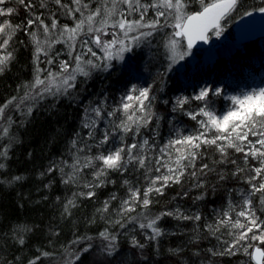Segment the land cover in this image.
<instances>
[{
    "label": "snow or ice",
    "instance_id": "snow-or-ice-1",
    "mask_svg": "<svg viewBox=\"0 0 264 264\" xmlns=\"http://www.w3.org/2000/svg\"><path fill=\"white\" fill-rule=\"evenodd\" d=\"M93 3L94 0H0V17L19 15L21 8L25 12V17L19 23L13 24L10 19L0 20V75L16 58L13 45L24 43L23 40H15L18 32L30 37L34 65L32 81L22 86L24 94L12 96L0 104V141L7 138L6 142L0 143V170L6 168L9 152L18 142L11 133L13 125L17 123L13 119L14 113L30 116L38 101L48 95H67L69 90L76 88L78 76L86 80L94 70L111 68L113 61H123L126 53L143 43L151 44L150 38L170 28L172 31L165 33L163 43L167 52V67L160 73L163 84L165 74L190 57L197 43L207 44L213 37L219 38L224 32L225 23L234 14L242 17L251 16L254 12L264 14V0L253 5L251 10L245 8L248 0H96L95 6ZM49 4L55 10L49 8ZM44 10L48 11L47 16ZM61 10L71 24L60 22L57 13ZM150 10L151 17L148 15ZM57 44L67 45L70 59L57 61L61 54L60 51L53 52ZM94 48L103 55H98ZM57 62L58 71H53L52 67H40L42 63L52 66ZM220 97L230 102L222 113L215 109L214 98ZM120 100V104L111 110H108L106 100L90 109L94 118L83 124L84 128L89 129L86 138H80L79 143L77 139L72 141V147L84 155H78L71 165L65 162L70 171L65 172L64 167L51 163L46 172L40 173L44 176L59 172L61 183L77 189L61 205L62 217L70 216L81 198L89 201L98 199V189L108 184L114 185L116 181L111 179L110 173L123 175L130 170L143 169L147 181L143 191L124 179L123 184L128 186L127 198H120L113 192L101 202L96 212L112 227L118 226L128 231L138 228L148 242L158 241L165 234L159 226L164 217L192 221L199 227L202 216L199 211L183 210L179 205L152 213L154 196L164 195V189L171 185H183L186 177L191 187L197 189L205 188L204 178L210 173L216 175L218 182L240 179L246 186L240 190L242 203H229L228 211L212 223L204 224L209 234L216 235L224 229L230 239L222 240L220 248H209L207 252L213 257L235 256L242 252L255 264H264V248L252 243L259 241V244H264V219H261L264 216V87L226 96L223 88L206 85L192 96L175 97L171 111L182 112L198 127L190 134L170 139L164 147L159 148L158 156L151 155L156 150L151 137L158 135V131L149 126L154 117L157 122L160 119L153 111L155 96L151 86L133 85ZM193 101L199 102L194 110L185 107ZM163 103L169 104V101L164 100ZM117 113H123L118 123L114 119ZM105 119L110 123L101 127ZM142 129H147L150 135H142ZM129 134L130 141L126 139ZM77 137H80L79 133ZM117 139L120 141L118 145L104 147ZM88 141L93 143L89 144ZM93 146L103 150L89 154ZM212 154H215V159ZM206 157L211 164L204 162ZM198 160L201 161L199 165ZM153 172L157 174L151 175ZM89 174L91 179L87 178ZM5 179L11 184L21 181L23 177ZM50 186L51 182L45 185ZM177 195L187 197L189 193L185 190ZM195 199H203V194ZM113 201H118V208L110 212ZM138 209L141 211L138 212ZM134 212L137 214L132 215ZM233 212L235 218L231 214ZM90 222L94 223L95 218ZM31 231V226L18 225L13 229L14 242L25 245L24 237ZM99 237L106 242L100 251L109 257L114 256L119 234L105 227L99 232ZM85 241L88 243L84 244ZM91 241L92 237L77 236L71 243L77 245L79 250L69 252L65 249L70 257L74 254V258L66 260L64 264H74L75 260H79L83 253L93 247ZM131 245L140 251L143 264H153L152 258L144 251L147 247L144 242L133 236ZM169 251L175 255L182 249ZM195 254L199 255L198 252ZM52 255L51 252L42 251L34 259H29L27 264H37L41 256Z\"/></svg>",
    "mask_w": 264,
    "mask_h": 264
},
{
    "label": "trees",
    "instance_id": "trees-1",
    "mask_svg": "<svg viewBox=\"0 0 264 264\" xmlns=\"http://www.w3.org/2000/svg\"><path fill=\"white\" fill-rule=\"evenodd\" d=\"M95 3L96 0L93 6ZM259 3L260 0H248L245 8L251 10L253 5ZM49 8L55 10L51 4ZM44 11L47 16L48 11ZM57 15L62 24L72 23L63 15L62 10ZM241 16L234 14L232 18L236 20ZM24 17L25 12L21 8L19 15L3 18L10 19L15 24ZM171 31L169 28L158 32L150 38L151 44L145 43L135 47L123 61H113V66L107 70H94L86 80L78 76L76 88L69 90L67 95H48L45 99L38 101L30 116H21L18 112L13 114V119L17 123L13 125L11 133L15 135L18 142L13 144L9 152L6 168L0 170V181H4L0 182V264H27L29 259H34L42 251L51 252L53 255L41 256L37 264H64L66 260L74 258V254L70 257L65 249L69 252L72 249L79 250L77 245L71 243L77 236L92 237L93 247L83 253L79 260H75L74 264H143L140 251L131 245L133 236L147 245L144 251L152 258L153 264H202V262L203 264H210V262L211 264H255L242 252L235 256L223 257H213L207 252L209 248H220L221 241L230 237L224 229L221 233L211 235L204 224L212 223L219 215L228 211L229 203H242L240 190L246 187L243 180L230 179L227 182H218L216 175L210 173L204 178L206 185L203 189L191 187L187 177L183 185H171L164 189V195L154 196L152 213L179 205L183 210L199 211L202 220L198 222L199 227H197L192 221H177L172 217H164L159 222V226L164 229L165 234L158 241L148 242L138 228L128 231L118 226L112 227L106 224L105 220L100 219L96 212L101 202L108 199L113 192L120 198H127L128 186L123 184L124 179H128L143 191V188L147 186L143 169L130 170L123 175L110 173L111 179H114L116 183L98 189V199L78 200L77 207L73 208L72 214L67 217H62L61 205L71 198L72 192L77 189L75 186L61 183L59 172L40 175L46 172L51 163L64 167L65 172L70 171L65 162L71 165L78 155L81 157L84 155L72 147V141L77 139L79 143L80 138H86L89 129L84 128L83 124L86 120L94 118L90 109L100 101L106 100L107 108L111 110L120 104V98L133 85L151 86L152 94L155 96L153 111L160 119L157 122L154 117L149 127L156 128L158 131V135L151 137L156 145V150L151 155L158 156L159 148L164 147L170 139H175L181 134H190L198 127L195 121L182 112L171 111L176 93L184 92L187 96H192L200 84L239 91L245 85L264 82V51L251 44L246 50L237 52L230 59L218 58L205 61L203 58H187L166 73L164 83L161 84L160 73L167 67V52L163 43L166 40L165 33ZM15 40H23L24 43L13 45L16 49L14 53L16 58L5 73L0 75V104L12 96H22L25 91L22 86L31 82L34 77L33 46L30 37L23 32H18ZM253 41L251 42L255 43ZM55 51L61 53L57 61L70 59L67 55V45L57 44L53 49V52ZM40 67H52L53 71H58V62L52 66L42 63ZM164 100H168L169 104H164ZM214 101L218 113H222L230 104L223 97L214 98ZM198 103L193 101L185 107L194 110ZM21 108L23 109L24 106L22 105ZM122 118L123 113H117L114 119L118 123ZM109 123L110 121L105 119L101 122V127ZM77 133L80 134L79 138ZM146 134L150 135L147 129H142V135ZM130 137L131 134L126 139L130 141ZM6 141L7 138L0 143ZM88 143L93 142L88 141ZM119 143L117 139L110 141V145L104 147ZM102 150L93 146L89 154L94 155ZM212 158H216L215 154H212ZM204 162L211 164L207 157ZM199 163L201 161L198 160L197 164ZM85 172L88 173L89 170L86 169ZM156 174L151 173V175ZM14 176H22L23 179L8 184L5 178ZM87 178L91 179L90 174ZM50 182L51 186L45 187ZM185 190L189 193L187 197L177 195ZM202 194L203 199H195ZM116 208H118V201H113L109 211L114 212ZM136 214L132 213V215ZM231 214L235 218V212ZM93 218H95L94 223L90 222ZM261 219H264V216H261ZM18 225H28L33 228V231L25 235L23 246L16 244L13 239V229ZM105 227L119 234L117 252L111 257L100 251L106 242L99 237V232ZM87 243L88 241L84 242V244ZM170 249H182V251L174 255L169 251ZM197 252L199 255L195 254Z\"/></svg>",
    "mask_w": 264,
    "mask_h": 264
},
{
    "label": "rangeland",
    "instance_id": "rangeland-1",
    "mask_svg": "<svg viewBox=\"0 0 264 264\" xmlns=\"http://www.w3.org/2000/svg\"><path fill=\"white\" fill-rule=\"evenodd\" d=\"M148 15L149 17L152 16L151 10L149 11ZM5 19L3 17L0 18V20H5ZM234 22H235V19L229 18L228 21L224 25V32L219 38L213 37L210 43L205 47L193 48L192 55L187 58L188 59L203 58V60L205 61H213L218 58L230 59L237 52H242L246 50L251 44L257 46L258 49L264 51V36L253 39L255 43H252L251 42L252 40L240 41L235 36L234 26H233ZM105 39H107V37ZM94 50L98 52V55H103V53H101L98 49L94 48ZM129 53H126L125 56H127ZM206 85L208 84H203V85L200 84L197 87L196 92H198L200 88ZM213 87H221V86H213ZM260 87H264V82H258L255 84L245 85L242 89H239V91H234L230 89L229 90L224 89V91H225L226 96L227 95H240L242 92L251 90L253 88H260ZM196 92H194L193 95ZM182 95L187 96V94H185L184 92H178L175 94V97L182 96ZM255 243L258 244L261 248H264V244H259V241H255ZM251 251H253V249ZM252 261L254 262V260Z\"/></svg>",
    "mask_w": 264,
    "mask_h": 264
},
{
    "label": "water",
    "instance_id": "water-1",
    "mask_svg": "<svg viewBox=\"0 0 264 264\" xmlns=\"http://www.w3.org/2000/svg\"><path fill=\"white\" fill-rule=\"evenodd\" d=\"M234 32L236 38L240 41L264 36V14L254 12L251 16L239 17L234 23ZM208 44L197 43L194 48L205 47Z\"/></svg>",
    "mask_w": 264,
    "mask_h": 264
},
{
    "label": "bare ground",
    "instance_id": "bare-ground-1",
    "mask_svg": "<svg viewBox=\"0 0 264 264\" xmlns=\"http://www.w3.org/2000/svg\"><path fill=\"white\" fill-rule=\"evenodd\" d=\"M236 20H237V19H236ZM236 20H235V21H236ZM234 23H235V22H234ZM233 26H234V25H233ZM258 38H259V37H258ZM248 40H251V39H248ZM252 40H253V39H252ZM244 41H245V40H244Z\"/></svg>",
    "mask_w": 264,
    "mask_h": 264
}]
</instances>
